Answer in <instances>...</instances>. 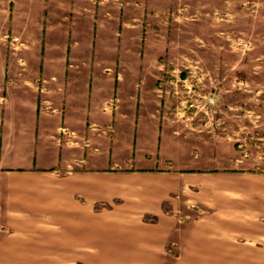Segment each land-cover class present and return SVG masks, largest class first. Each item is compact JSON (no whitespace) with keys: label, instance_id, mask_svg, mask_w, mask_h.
Segmentation results:
<instances>
[{"label":"rangeland","instance_id":"rangeland-1","mask_svg":"<svg viewBox=\"0 0 264 264\" xmlns=\"http://www.w3.org/2000/svg\"><path fill=\"white\" fill-rule=\"evenodd\" d=\"M3 34L30 48L3 73L0 53V111L9 105L10 78L32 75L56 89L38 91V112L50 97L62 112L75 103L86 109L87 123L103 121L92 110L127 102L121 111L129 112V95L150 89L161 63L172 106L199 115L201 129L223 142L214 156L228 161L216 171L264 176V0H0V40ZM61 56L65 66H53ZM111 118L102 122L107 131L118 121L114 112ZM181 194L178 211L167 201L164 207L171 226L141 229L129 253L87 250L82 259L0 264H264V213Z\"/></svg>","mask_w":264,"mask_h":264},{"label":"crops","instance_id":"crops-1","mask_svg":"<svg viewBox=\"0 0 264 264\" xmlns=\"http://www.w3.org/2000/svg\"><path fill=\"white\" fill-rule=\"evenodd\" d=\"M0 41L3 73L30 46L18 35ZM58 60L53 66L64 67V58ZM18 63L26 66L21 57ZM157 66L155 84L129 95V112L121 111L127 102L107 104L92 110L106 119L91 123L83 106L62 112L50 97L38 112V91L53 94L55 87L32 75L10 78L9 105L0 111V260L129 253L141 243V229L171 226L164 207L167 201L178 211L181 191L229 211L247 206L264 213V176L216 171L228 161L221 152L214 156L223 142L201 129L199 115L172 106L175 93L160 83L166 66ZM113 112L118 121L107 131L103 123H111ZM148 214L157 221L150 223Z\"/></svg>","mask_w":264,"mask_h":264}]
</instances>
